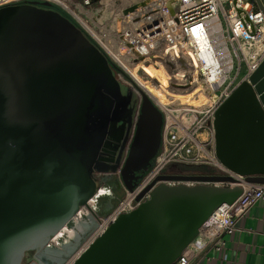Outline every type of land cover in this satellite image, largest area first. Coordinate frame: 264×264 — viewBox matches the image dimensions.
<instances>
[{"label":"water","instance_id":"1","mask_svg":"<svg viewBox=\"0 0 264 264\" xmlns=\"http://www.w3.org/2000/svg\"><path fill=\"white\" fill-rule=\"evenodd\" d=\"M112 71L130 80L58 6L22 0L0 7V246L20 239L30 224L71 215L97 190L95 171L119 173L133 191L153 167L163 114L135 85L141 111L128 156L120 168L98 160L108 137L112 154L118 152L132 98L109 81ZM216 112L218 159L247 182L264 183V61ZM162 179L226 180L201 174ZM241 194L214 184H160L72 264H175L212 212Z\"/></svg>","mask_w":264,"mask_h":264},{"label":"built area","instance_id":"2","mask_svg":"<svg viewBox=\"0 0 264 264\" xmlns=\"http://www.w3.org/2000/svg\"><path fill=\"white\" fill-rule=\"evenodd\" d=\"M20 1L0 0V7ZM40 1L54 4L71 16L131 80L118 71L107 73L109 81L132 98L118 152L113 155L103 150L99 161L103 159L120 168L128 156L141 111L135 86L163 114L162 149L133 191L125 189L117 173L94 172L100 184L91 196L95 199L93 210H80L81 220L73 217L67 223L80 239L76 243L67 231L58 235L53 244L60 247L63 239L77 244L66 264L81 257L121 215L149 200L160 184H213L162 179L164 175H182L170 173L176 166L216 169L226 178L223 189L242 190L234 203L225 200L212 212L176 264H196L212 248L223 251L226 237L237 231L239 220L264 201V183L247 182L218 159L214 125L217 109L241 82L250 80L264 61L263 5L258 0ZM128 8L129 12L121 16V11ZM110 177L118 180L122 197L106 186ZM210 219L215 225L213 234L202 231Z\"/></svg>","mask_w":264,"mask_h":264},{"label":"bare ground","instance_id":"3","mask_svg":"<svg viewBox=\"0 0 264 264\" xmlns=\"http://www.w3.org/2000/svg\"><path fill=\"white\" fill-rule=\"evenodd\" d=\"M126 13L124 12V10H122L120 15L123 16ZM101 162L112 164V162L104 161L103 159L101 160ZM117 174L119 175V173ZM213 184L220 188L225 186L224 182H216ZM94 203L95 199L89 197L86 203L82 204L77 209H75L71 215H66L62 220L54 219L53 224H49L47 226H44L42 224L40 225L38 223V226H36V228H30L31 226H34V224L28 225L26 230L24 229V232L20 234V239H9V243L0 246V258H3L0 259V264H64V262L75 251L74 249L76 248V243L80 239L79 235L76 232L70 230L67 227V221L69 220L70 216H72V218L75 217L77 221L81 220L79 216V211L93 210ZM207 223L208 224L203 227L202 231H205L209 234H213V230L215 229L214 223L211 219ZM67 231L69 232L70 237L74 238L76 243L68 242L67 245L62 249H52V245L57 241V236L63 235V233ZM191 247L193 249L194 246L192 245ZM27 250L39 251V258H36L35 261L21 260L23 253ZM199 252L200 249L196 250V254ZM73 260L74 259H72L69 264H71Z\"/></svg>","mask_w":264,"mask_h":264},{"label":"crops","instance_id":"4","mask_svg":"<svg viewBox=\"0 0 264 264\" xmlns=\"http://www.w3.org/2000/svg\"><path fill=\"white\" fill-rule=\"evenodd\" d=\"M225 240L223 251L212 248L196 264H264V201L252 207Z\"/></svg>","mask_w":264,"mask_h":264},{"label":"rangeland","instance_id":"5","mask_svg":"<svg viewBox=\"0 0 264 264\" xmlns=\"http://www.w3.org/2000/svg\"><path fill=\"white\" fill-rule=\"evenodd\" d=\"M261 1V4L263 5V8H264V2H263V0H260ZM130 8H131V6H130ZM129 8L128 9H126V10H124V12L126 13H128L129 11ZM177 167V166H176ZM187 169H189V168H187ZM189 170H191L190 171V174L191 173H193V174H196V173H198V171L199 172H204V171H207V170H211L210 171V175L211 176H213V177H215V178H219V177H221V175H220V173L216 170V169H211V168H203V167H199V168H192V169H189ZM209 172V171H208ZM106 186H109V187H111L114 191H115V193L119 196V197H122L123 195H124V192H123V190H121V188H120V186H119V182H118V180L116 179V177H110V178H108V179H106ZM102 184V183H101ZM98 188H99V186H98ZM107 195V194H106ZM106 195H104V197L101 199V201L102 202H104L103 201V199H105V197H106ZM101 202V203H102ZM69 241H67L66 239H63V240H61V242H60V244H61V246L60 247H54L53 245H52V249H62V248H64L66 245H67V243H68ZM74 253V252H73ZM73 255V254H72ZM72 255L64 262V264H66L67 262H68V260L72 257ZM176 264V263H175Z\"/></svg>","mask_w":264,"mask_h":264},{"label":"flooded vegetation","instance_id":"6","mask_svg":"<svg viewBox=\"0 0 264 264\" xmlns=\"http://www.w3.org/2000/svg\"><path fill=\"white\" fill-rule=\"evenodd\" d=\"M129 116H130V108H129V111H128V118H129ZM128 118H127V121H128ZM126 125H127V123H126ZM111 128H113V130H115V129H118L117 128V125L116 124H111ZM105 146H107L106 148H107V152L109 153V154H112V152H114L115 151V143H114V141L113 140H111L110 139V137H108L107 139H106V141H105ZM99 183V182H98ZM100 184V183H99ZM99 184H98V186H99ZM98 189V188H97ZM32 251V250H31ZM30 250H27L26 252H25V254L26 255H28L27 256V259H28V261H35L36 260V258H39V251H32L31 252ZM26 259V260H27Z\"/></svg>","mask_w":264,"mask_h":264},{"label":"trees","instance_id":"7","mask_svg":"<svg viewBox=\"0 0 264 264\" xmlns=\"http://www.w3.org/2000/svg\"><path fill=\"white\" fill-rule=\"evenodd\" d=\"M169 171H170V173H174V174H182V175H191V174H193V173L190 174L191 170H189L187 168H182V167L181 168L180 167H172ZM210 171L211 170H207V171H204V172H199L198 171V173H196V174L210 175L209 174ZM193 175H195V174H193Z\"/></svg>","mask_w":264,"mask_h":264}]
</instances>
